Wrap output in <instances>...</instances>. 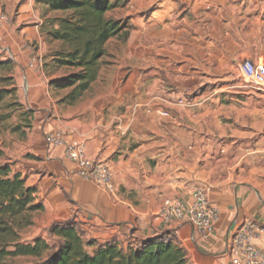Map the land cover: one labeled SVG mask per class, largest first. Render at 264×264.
<instances>
[{
    "label": "crops",
    "instance_id": "1",
    "mask_svg": "<svg viewBox=\"0 0 264 264\" xmlns=\"http://www.w3.org/2000/svg\"><path fill=\"white\" fill-rule=\"evenodd\" d=\"M120 6L124 12L114 17L125 27L106 43L97 79L68 105L61 102L68 90L49 86L64 71L29 67L32 55L46 63L58 47L41 31L58 13L45 15L36 0H0L10 18L0 23V52L15 63L20 101L33 111L19 152L3 162L36 190L46 228L77 222L100 243L124 240L131 229L142 237L172 230L191 264H229L233 232L248 219L264 227V91L238 90L234 76L245 59L264 63V0ZM222 113L232 120L223 122ZM55 130L110 167L116 193L82 179L63 147L46 145ZM213 143L230 152V164L214 162ZM196 189L217 209L211 237L186 221L164 225L155 216L165 199L187 204ZM254 242L264 247V235Z\"/></svg>",
    "mask_w": 264,
    "mask_h": 264
},
{
    "label": "trees",
    "instance_id": "2",
    "mask_svg": "<svg viewBox=\"0 0 264 264\" xmlns=\"http://www.w3.org/2000/svg\"><path fill=\"white\" fill-rule=\"evenodd\" d=\"M48 16L41 31L50 42H57L46 73L64 71L50 80L52 90H68L61 102L73 105L80 100L97 79L106 55V43L125 27L122 21L111 18L108 12L122 4L119 0H36ZM15 63L0 55V109L13 104L23 108L16 95ZM10 86V87H9ZM8 87L9 89H7ZM11 103L6 105V97ZM30 129L33 111L21 113ZM4 118H1L2 122ZM17 128L12 129L16 132ZM27 133V132H26ZM22 133V138L26 137ZM3 152L0 150V156ZM44 210L36 190L26 185L10 164L0 163V262L9 257H31V264H191L184 246L172 230L142 237L129 230L124 240L111 239L100 243L86 238L82 227L73 221L55 222L48 227L54 244L42 237L21 242V233L33 225L36 214ZM93 248L89 252L87 248Z\"/></svg>",
    "mask_w": 264,
    "mask_h": 264
},
{
    "label": "built area",
    "instance_id": "3",
    "mask_svg": "<svg viewBox=\"0 0 264 264\" xmlns=\"http://www.w3.org/2000/svg\"><path fill=\"white\" fill-rule=\"evenodd\" d=\"M10 22V18L0 10V23ZM43 58L34 54L29 67L43 72ZM243 77L249 83L264 91V63H254L245 59L240 65ZM49 147H63L66 157L78 167V175L104 189L110 194L116 193V184L110 167L86 155L84 145L77 141H67L60 130L45 135ZM158 221L168 225L173 221H186L202 237H211L218 218L217 209L210 206L203 189H196L190 195V202L177 199H165L156 213ZM264 235V227L254 220L244 221L230 236L226 244L229 264H264V247L258 246L255 239Z\"/></svg>",
    "mask_w": 264,
    "mask_h": 264
},
{
    "label": "rangeland",
    "instance_id": "4",
    "mask_svg": "<svg viewBox=\"0 0 264 264\" xmlns=\"http://www.w3.org/2000/svg\"><path fill=\"white\" fill-rule=\"evenodd\" d=\"M119 1L124 2V0H119ZM120 7L121 6L116 7L118 9H116V8L111 9L108 12L109 16L111 18H114V19H115V17L116 18L119 17L124 12V9H119ZM120 21H122V20H120ZM0 55L5 57L3 52H0ZM106 56H107V51H106V55L104 56V58ZM104 58H103V61L105 63ZM234 71L236 73L234 75L236 77L235 78L236 81H240L242 83V86H238V90L239 89L244 90V89H250V88H252L254 91H256L257 89L260 90L255 85H253V84H251L245 80V78L243 77V74L240 71L239 67H237L236 70H234ZM53 74H57V73H53ZM0 75H6V72L0 71ZM15 85H16L17 99H18L19 103L22 104V102L20 101V96H19V91H18L19 89H18V84H17L16 79H15ZM0 87H2L1 83H0ZM6 88L9 89L8 87H6ZM254 94H256V93L254 92ZM254 97H255V95H254ZM11 102L12 101H11L10 97L9 96L6 97V105H8V103H11ZM24 110H25V107L21 108L20 106H16L15 104H13L12 107L7 106L3 109H0V119L4 118L2 122L0 121V150L3 152V155L0 156V163H3V161L6 160V158L9 154H16L19 152L20 142L22 141V139H24V138H22V133H26L28 131V129H27L28 127L23 126L26 124V121L23 120V115L21 114ZM229 114L230 113H222L221 114V119L223 122H228V120H232L233 117L231 114L230 115ZM210 118L213 119L212 116H210ZM17 127H18V130L16 132H12V129L17 128ZM222 145L224 147V144H222ZM209 150L211 151L213 156H215V155L219 156V157H214V162L221 164L222 166L230 164V161H229V160H231V157L229 156L230 152L223 151L222 147L219 148V146L217 144H214V143L212 145H209ZM39 214L40 213L35 215L33 225L22 231L21 242H31L35 238L42 237V238L47 239L50 242V244H54L55 239H51L49 237L48 232H47L48 227L47 228L44 227V224L41 221V216ZM43 235H44V237H43ZM85 237L87 238V235H85ZM87 250L89 252H92L93 248L88 247ZM35 261H37V260L34 258H31V257H9V258H6L5 260L1 261L0 264H31Z\"/></svg>",
    "mask_w": 264,
    "mask_h": 264
}]
</instances>
